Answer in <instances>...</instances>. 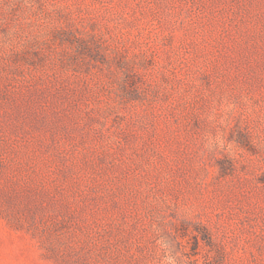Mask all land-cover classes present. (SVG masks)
I'll return each instance as SVG.
<instances>
[{
	"label": "rangeland",
	"instance_id": "obj_1",
	"mask_svg": "<svg viewBox=\"0 0 264 264\" xmlns=\"http://www.w3.org/2000/svg\"><path fill=\"white\" fill-rule=\"evenodd\" d=\"M0 264H264V0H0Z\"/></svg>",
	"mask_w": 264,
	"mask_h": 264
}]
</instances>
